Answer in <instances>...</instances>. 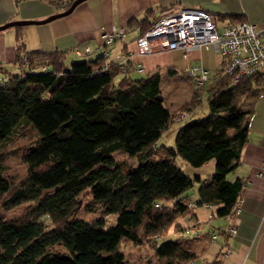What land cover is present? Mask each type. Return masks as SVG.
<instances>
[{"label": "trees", "instance_id": "obj_1", "mask_svg": "<svg viewBox=\"0 0 264 264\" xmlns=\"http://www.w3.org/2000/svg\"><path fill=\"white\" fill-rule=\"evenodd\" d=\"M46 1H64V9L72 0ZM154 11L145 9L127 25L141 35L159 16ZM16 49L20 72L0 84V264H128L124 242L153 248L155 264L194 259L186 237L161 236L181 228L178 216L197 204H212L211 217L235 214L246 182L229 173L240 163L264 76L255 72L236 82L237 72H225L223 61L209 85L210 111L185 120L166 145L157 138L196 106L199 89L176 117L163 102L158 70L133 78L130 61L122 74L119 62L104 69L100 56L65 64L64 51L26 50L20 34ZM25 122L37 136L20 151L26 174L14 180L4 170L1 146ZM114 150L138 162L122 167ZM177 156L194 165L214 162L197 198L185 191L201 176L187 173ZM84 193L100 203L93 218L76 215ZM23 202L22 213L4 214Z\"/></svg>", "mask_w": 264, "mask_h": 264}, {"label": "crops", "instance_id": "obj_2", "mask_svg": "<svg viewBox=\"0 0 264 264\" xmlns=\"http://www.w3.org/2000/svg\"><path fill=\"white\" fill-rule=\"evenodd\" d=\"M209 0L191 1V5L206 8L215 16L218 13L224 25L238 21L250 20L259 26H264V0H220L216 7L205 3ZM214 3V0H211ZM64 1L48 2L46 0H0V24L13 19H40L63 10ZM171 0H84L67 15L55 18L42 24L15 25L0 30V81L8 74H18V51L16 43L18 34L25 40V49H40L43 51H64V62L69 54L79 59H91L105 47L100 35L110 30L112 26H125V33L106 46L112 62H120L131 53L132 68L129 72L142 70L155 71L159 66L173 68L170 62L173 53L170 50L159 49L150 53H138L135 38L139 35L136 25H127L132 17H140L147 8L158 7L161 10L174 8ZM132 34H128L130 31ZM85 47L89 52L78 54ZM208 49V46H206ZM214 49V48H213ZM174 50V49H173ZM202 51V50H201ZM200 51V52H201ZM199 51L191 52L187 60L198 59ZM226 61L222 55L220 65ZM138 71V72H141ZM264 93L259 95L250 122L248 140L244 145L240 163L229 173L231 178L242 176L245 180L244 192L241 196V210L236 214L213 215L211 208L197 204L187 208L178 216V224L182 228L185 223L201 227L200 233L194 237H186L191 250L197 255L194 259L181 264H264ZM208 162H211L209 160ZM214 164V162H213ZM200 175V174H199ZM198 195V194H197ZM216 223V224H215ZM235 223L237 232L227 231V225ZM202 225V226H201ZM170 228L161 238L180 233V229ZM184 238V237H183ZM129 245V243H126ZM126 245V246H127ZM134 261L128 264H153L159 257L154 249L140 250L146 244H135ZM226 247L231 250L224 253ZM129 250V249H128ZM123 251L128 260L127 247ZM131 253V252H130ZM180 264V263H179Z\"/></svg>", "mask_w": 264, "mask_h": 264}, {"label": "built area", "instance_id": "obj_3", "mask_svg": "<svg viewBox=\"0 0 264 264\" xmlns=\"http://www.w3.org/2000/svg\"><path fill=\"white\" fill-rule=\"evenodd\" d=\"M125 30V26H112L110 30L101 33L100 38L105 47L97 56L103 58L104 69L109 68L111 61L106 46L122 36ZM135 45L138 53L180 49L185 57L191 52L201 51L204 46L213 45L216 52L226 57L224 71L237 72L236 82L240 77L255 72L264 76V26L244 19L228 23L220 29L213 13L201 7L178 6L167 9L145 32L135 38ZM76 52L87 53L89 48L85 47L82 51ZM130 58L131 53H128L119 62L122 74L127 72ZM22 65H25L24 60ZM40 69L46 71L48 67L42 65ZM137 70L141 71L142 67L138 66ZM184 72L197 86H204L210 79L209 70L198 63L188 64ZM183 116L184 113L179 115ZM262 166L264 169V161ZM208 206L212 208L213 205ZM240 210L241 201H237L235 214ZM191 230L200 232L196 226H192ZM227 231L235 234L237 225L230 223ZM230 250V247H226L224 253L228 254Z\"/></svg>", "mask_w": 264, "mask_h": 264}, {"label": "rangeland", "instance_id": "obj_4", "mask_svg": "<svg viewBox=\"0 0 264 264\" xmlns=\"http://www.w3.org/2000/svg\"><path fill=\"white\" fill-rule=\"evenodd\" d=\"M170 1V0H169ZM174 5L178 6H188V7H200L197 5H191V1L194 0H171ZM199 1V0H195ZM217 2L220 3V0H214V3L209 0L205 3L209 5H214L216 7ZM203 8V7H201ZM155 11L154 13L156 15H161L166 10H161L160 8L154 7ZM206 9V8H204ZM219 12H215V17L218 18V20H221L218 16V13H222L220 8L218 10ZM224 26L223 22L221 21L219 23L220 29H222ZM132 30L128 34H132ZM171 51V50H170ZM173 53V58L170 62V65L173 66V71H170L167 66H159L158 71L160 73V82H159V88L161 91V94L164 96L163 102L168 105L171 109H174L176 111V117H179V111L187 112V109H181L182 104L184 105L185 102H187L191 96L192 93H194L195 90L199 89L201 92L200 100L196 104L194 108L185 116L183 119H175L171 122V124L164 129L159 137L157 138L156 142L159 143H165L166 145H171L174 143V135L175 132L180 124H182L185 120H188L190 118H197L206 115L210 111V107L208 104V97L210 94L209 85L212 81H214V77L219 72L220 69V61L222 58V54L219 52H216L213 49V45H208V49L206 46L203 47L201 54L198 55V59L195 60H187V58L184 56L183 52L180 49H174L171 51ZM79 58L74 54H69V56L66 57V62L70 63L73 60H78ZM200 64L203 65L205 68H207L210 72V79L208 80L207 85L204 87H198L194 81L190 79L184 72V68L189 64ZM149 70L145 69L141 72L138 71H132L131 77L133 78H146L148 75ZM185 110V111H184ZM179 112V113H178ZM182 112V113H183ZM181 113V114H182ZM36 131L25 123H20L15 130L11 133L10 137L5 140L1 146V150L6 152L5 160H4V170L5 172L10 175L14 180H17L18 178L24 176L26 174V165L25 162L21 159L19 153L20 151L24 150L25 146L32 141L36 137ZM114 156L115 158L121 162L122 167H127L130 165H134L138 162V158L134 155H128L126 152L122 150H114ZM177 162L182 166V168L189 173L191 176H195L197 174H200L201 179L196 180L194 184H192L185 192L188 193L190 198H197L198 194V186L200 183L204 180H207L214 172L215 165L213 164V160L211 162H205L201 165H194L187 162L185 159H183L180 156H177L176 158ZM26 202L19 203L17 205L11 206L7 209H5L4 214L6 216L10 215H16L20 214L25 210L24 205ZM99 207L100 203L98 201H94L92 199L91 194L84 193L82 194V205L80 208L76 211L77 216L85 217V218H93L99 213ZM210 208V207H209ZM113 215L109 214L107 215V220L109 221L112 219ZM212 219H217V216H212L210 221ZM216 224V223H215ZM192 226H196V224L185 223V226L182 227L178 232L177 235H171L164 237L165 239H176L181 237H194L198 233L195 231H192ZM202 226V225H201ZM198 231L201 230V227H197ZM228 228V225H227ZM200 233V232H199ZM129 243V242H127ZM126 242L123 243V247L126 249L127 247V255L128 261L129 259L131 261H134L136 258L135 252L137 253L139 250H134L132 247V243L130 242L129 245H127ZM57 247L61 248V246L56 245ZM132 246V247H131ZM140 250L150 251V247L146 245H142L139 247ZM129 249V250H128ZM152 249V248H151ZM131 252V253H130ZM157 263V260L153 263Z\"/></svg>", "mask_w": 264, "mask_h": 264}, {"label": "water", "instance_id": "obj_5", "mask_svg": "<svg viewBox=\"0 0 264 264\" xmlns=\"http://www.w3.org/2000/svg\"><path fill=\"white\" fill-rule=\"evenodd\" d=\"M84 0H72L71 3L64 8L63 10H60L58 12H54L52 14H49L48 16L44 17V18H40V19H13V20H8L2 24H0V30H3L7 27L10 26H15V25H26V24H42V23H46L48 21H51L55 18L64 16L69 14L76 5H78L79 3H81ZM158 97L161 99L162 95H158Z\"/></svg>", "mask_w": 264, "mask_h": 264}]
</instances>
